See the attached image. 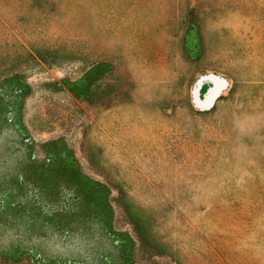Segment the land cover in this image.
<instances>
[{
	"label": "rangeland",
	"instance_id": "obj_1",
	"mask_svg": "<svg viewBox=\"0 0 264 264\" xmlns=\"http://www.w3.org/2000/svg\"><path fill=\"white\" fill-rule=\"evenodd\" d=\"M0 264H264V0H0Z\"/></svg>",
	"mask_w": 264,
	"mask_h": 264
},
{
	"label": "water",
	"instance_id": "obj_2",
	"mask_svg": "<svg viewBox=\"0 0 264 264\" xmlns=\"http://www.w3.org/2000/svg\"><path fill=\"white\" fill-rule=\"evenodd\" d=\"M223 86V82L221 83H216V86H215V88L210 92V94H209V97H214L217 93H218V91L220 90V88ZM209 100V99H208Z\"/></svg>",
	"mask_w": 264,
	"mask_h": 264
}]
</instances>
